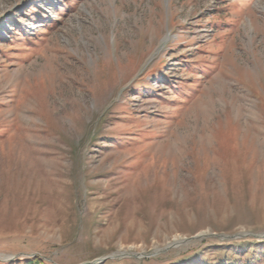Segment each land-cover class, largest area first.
Returning <instances> with one entry per match:
<instances>
[{"label":"rangeland","instance_id":"374dc122","mask_svg":"<svg viewBox=\"0 0 264 264\" xmlns=\"http://www.w3.org/2000/svg\"><path fill=\"white\" fill-rule=\"evenodd\" d=\"M31 262L264 264V0H0V264Z\"/></svg>","mask_w":264,"mask_h":264},{"label":"trees","instance_id":"16d2710c","mask_svg":"<svg viewBox=\"0 0 264 264\" xmlns=\"http://www.w3.org/2000/svg\"><path fill=\"white\" fill-rule=\"evenodd\" d=\"M35 264H38V262H34ZM30 264H33L32 262Z\"/></svg>","mask_w":264,"mask_h":264},{"label":"bare ground","instance_id":"6f19581e","mask_svg":"<svg viewBox=\"0 0 264 264\" xmlns=\"http://www.w3.org/2000/svg\"><path fill=\"white\" fill-rule=\"evenodd\" d=\"M176 240H178V238H177ZM177 242H178V241H177Z\"/></svg>","mask_w":264,"mask_h":264}]
</instances>
